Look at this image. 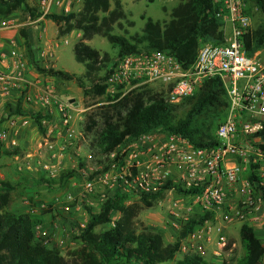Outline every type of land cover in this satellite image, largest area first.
I'll return each instance as SVG.
<instances>
[{"label":"built area","instance_id":"built-area-1","mask_svg":"<svg viewBox=\"0 0 264 264\" xmlns=\"http://www.w3.org/2000/svg\"><path fill=\"white\" fill-rule=\"evenodd\" d=\"M213 2L215 15L222 23V44H204L196 63L188 69L166 52L127 56L106 83L109 93L110 88L123 84L163 82L170 86L167 101L179 104L195 96L207 80L219 78L226 90L227 108L215 133L216 146L198 148L182 136H162L154 131L102 154L97 144L89 143L79 130V110L62 99L52 83L41 88L40 81L34 84L28 80L26 65L15 52L10 57L0 51L6 68L0 72V91L3 95L24 94L31 87L38 88L37 94L29 91L25 95V104L40 116L43 128L38 149L27 155L29 169L35 162L46 179L52 180L73 163L74 169L83 172L88 192H93L95 186H109L113 190L109 198L119 192L141 199L144 193L174 195L178 188L198 189L195 196L185 195L192 201L188 211L191 214L198 207L212 217L186 238L190 242L204 238L207 244L214 245V253L221 255L227 248V226L242 223L255 230L264 228V141L260 135L264 129V49L251 55L247 50L252 14L245 0ZM62 4V0H41L44 15ZM9 28L10 22L0 26V30ZM30 120L24 115L12 120L8 129L0 131V142L17 147L20 130ZM90 164H99L100 168L89 169ZM100 169L104 171L99 172ZM168 183L171 187L164 189ZM182 202L175 203L176 209ZM190 219L187 216L181 220L179 213L174 212L170 239L175 241L182 224ZM185 249L182 242L181 250Z\"/></svg>","mask_w":264,"mask_h":264},{"label":"trees","instance_id":"trees-1","mask_svg":"<svg viewBox=\"0 0 264 264\" xmlns=\"http://www.w3.org/2000/svg\"><path fill=\"white\" fill-rule=\"evenodd\" d=\"M245 1L250 14L253 7L264 13V0ZM114 5L112 9L111 0H83L80 12L44 15L45 19L59 25L61 36H67L74 30L82 33V39L74 47V54L75 60L86 67V77L92 84L90 89L85 88L82 79L67 72L54 69L40 71L66 81L77 80L86 96H106L109 89L106 82L112 74L108 66L111 58L87 43L97 36L106 38L118 49L119 59L141 53V47L146 45L149 52H166L174 56L185 69L196 63L202 41L214 44L224 42L222 23L215 15L213 0H182L172 11L170 21L145 18L143 33L131 38L113 33L114 27L121 26V22L126 20L122 2L116 0ZM19 12H27L34 18L43 16L30 0H0V18H10ZM246 47L250 55L264 47V26L247 36ZM115 108L116 116L107 114L103 127L97 133L95 143L102 154H108L124 142L136 141L154 131L182 136L198 148L213 147L218 144L213 130L220 125L218 122L227 108L226 90L219 78H211L195 96L179 104L169 103L160 94L143 93ZM91 122L86 127L88 132H93L99 126L92 119ZM37 125L43 133L40 116H37ZM260 135L264 141V129ZM4 153L14 155L9 151ZM41 181L48 182L45 178ZM170 187L168 183L164 189ZM177 190L183 195L195 196L199 193L198 189ZM11 193V184L0 182V264H163L173 261L187 235L201 228L212 217L211 214H199L191 218L181 229L180 238L177 237L174 243H167L164 232L135 222L141 209L153 207L162 193H144L140 199L142 205H131L128 201L132 197L119 192L101 203L99 213L91 215L81 237L82 247L72 252L71 260H67L58 249L37 239V218L9 210ZM114 212L121 218L110 228L97 230L111 224L110 216ZM240 236L245 252L240 264H261L264 244L257 231L245 224ZM176 264L210 263L197 254H187Z\"/></svg>","mask_w":264,"mask_h":264},{"label":"rangeland","instance_id":"rangeland-1","mask_svg":"<svg viewBox=\"0 0 264 264\" xmlns=\"http://www.w3.org/2000/svg\"><path fill=\"white\" fill-rule=\"evenodd\" d=\"M111 1L112 9H114L116 0ZM120 1L126 13V20L121 22V26H115L113 33L127 38L143 33L146 24L145 18H152L154 21L160 22L170 21L172 11L182 2V0ZM30 2L43 16L34 18L27 12H19L10 18H0V26H3L4 23H11V28L0 30V40L3 42L0 43V51L10 57L15 52L17 58L26 65L25 74L32 83L37 84V81H42L41 88L52 83L62 99L70 102L73 100V107L79 110L78 113L76 112L79 118V130L86 136L89 143L95 142L97 133L103 127L105 116L107 114L116 116L115 106L120 103H127V100L143 93L146 95L147 93L160 94L167 100L170 86L159 81L123 84L116 89L110 88L106 96L92 94L86 96L77 80L66 81L40 71V69H54L67 72L82 79L85 88L90 89L92 86L91 80L86 77L85 65L75 60L74 47L82 39V33L74 30L67 36H61L59 25L44 18L41 0H30ZM62 3L63 6L52 7L47 14L67 15L80 12L83 6V0H62ZM65 9L68 10L65 11ZM263 26L264 13L253 7L252 32ZM87 43L101 54H109L111 58L108 65L109 70L116 72L122 62V59L118 58V49L101 36H97ZM207 43L211 42L202 41L200 48ZM142 52L149 53L146 45L141 47ZM5 71L6 68L0 60V72ZM29 91L31 94H37L38 88L31 87L25 90L24 94L11 92L9 95H3L0 91V131L8 129L11 121L22 115L28 119L32 118L27 127L21 128L17 147H10L0 142L2 152L0 155V182H7L12 186L9 210L16 214H31L37 218L38 223L35 226L37 239L44 240L49 247L58 249L62 256L71 260V253L83 245L81 237L91 215L100 212L101 203L110 197L113 190L109 186H95L93 192H88L83 172L74 169L73 163H70L69 167H65L59 176L52 180L46 179L35 162L31 164V169L28 168L27 155L36 152L43 135L37 125L35 112L27 108L25 104V95ZM225 115L226 110L218 125L223 121ZM91 119L96 121L99 126L93 132H88L86 127L92 123ZM216 129L217 127L213 130V134L216 133ZM156 133L162 136L168 135L163 131H156ZM6 151L14 153V155H7L4 153ZM70 153L73 154L71 151ZM90 168H100V165L90 164ZM103 171L99 170V172ZM42 178L48 182H42ZM178 200L183 202L180 208L176 209L175 203ZM128 204L142 205L137 197H132ZM191 204V199L179 192L174 195L162 193L153 207L141 209L135 222L143 224L151 230L164 232L166 242L174 243V239L169 237V225L174 212L179 213L181 220L187 216L195 218L199 214L203 215L198 207L190 214L188 208ZM120 218L118 213H112L111 224L99 227L97 230L110 228ZM184 225L182 224V226ZM242 225V223H235L226 227L227 248L221 255H216L214 245L207 244L204 238L197 242H190L185 238L182 242L186 249L181 250L173 261L163 264H176L187 254H197L210 264H240L245 255L240 236ZM256 231L264 244V228H257ZM180 236L181 231H178V239ZM215 238L216 236L213 237V242ZM261 264H264V258Z\"/></svg>","mask_w":264,"mask_h":264},{"label":"crops","instance_id":"crops-1","mask_svg":"<svg viewBox=\"0 0 264 264\" xmlns=\"http://www.w3.org/2000/svg\"><path fill=\"white\" fill-rule=\"evenodd\" d=\"M55 7V6H54ZM0 43H3L1 40H0ZM2 45H5V44H2ZM26 75V74H25ZM26 78L29 80L30 78H28L27 76H26ZM40 81V80H39ZM38 82V81H37ZM41 83H42V81H40ZM15 94H18L17 92H14ZM26 107L27 108H29V109H31V107L30 106H27L26 105Z\"/></svg>","mask_w":264,"mask_h":264},{"label":"water","instance_id":"water-1","mask_svg":"<svg viewBox=\"0 0 264 264\" xmlns=\"http://www.w3.org/2000/svg\"><path fill=\"white\" fill-rule=\"evenodd\" d=\"M72 102H73V100H72Z\"/></svg>","mask_w":264,"mask_h":264}]
</instances>
